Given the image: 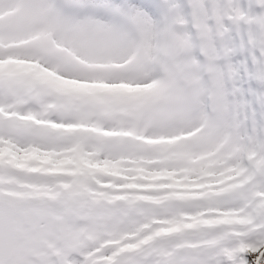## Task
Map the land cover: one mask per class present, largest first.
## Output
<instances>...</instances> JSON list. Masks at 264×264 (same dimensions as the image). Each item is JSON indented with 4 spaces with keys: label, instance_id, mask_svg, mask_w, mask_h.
<instances>
[{
    "label": "snow or ice",
    "instance_id": "6c2138e0",
    "mask_svg": "<svg viewBox=\"0 0 264 264\" xmlns=\"http://www.w3.org/2000/svg\"><path fill=\"white\" fill-rule=\"evenodd\" d=\"M0 264H264V0H0Z\"/></svg>",
    "mask_w": 264,
    "mask_h": 264
}]
</instances>
